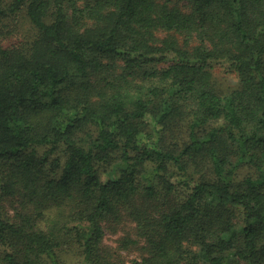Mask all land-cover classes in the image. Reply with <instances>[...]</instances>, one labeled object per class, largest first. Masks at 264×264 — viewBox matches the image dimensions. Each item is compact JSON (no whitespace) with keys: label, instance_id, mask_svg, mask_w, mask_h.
<instances>
[{"label":"trees","instance_id":"16d2710c","mask_svg":"<svg viewBox=\"0 0 264 264\" xmlns=\"http://www.w3.org/2000/svg\"><path fill=\"white\" fill-rule=\"evenodd\" d=\"M124 219L131 264H264V0H0V264Z\"/></svg>","mask_w":264,"mask_h":264},{"label":"rangeland","instance_id":"374dc122","mask_svg":"<svg viewBox=\"0 0 264 264\" xmlns=\"http://www.w3.org/2000/svg\"><path fill=\"white\" fill-rule=\"evenodd\" d=\"M12 41H15L14 38ZM7 44H9V42H7ZM215 78L218 86L223 90L229 91L238 86L237 76L227 73L222 68L216 69ZM244 169L243 175H246L249 170ZM11 204L12 201H6L7 209L12 206ZM12 214H14V212H12ZM127 239H133L135 242L131 243L129 241L126 245L125 242ZM137 239L138 241L140 240L135 233L134 223L130 220L124 219L121 223L107 224L104 245L114 264H131L133 259L140 258L142 241L140 240V242L137 243ZM66 257V263L64 264H79V259L73 251L68 252Z\"/></svg>","mask_w":264,"mask_h":264}]
</instances>
